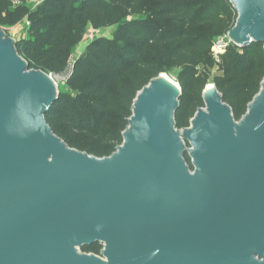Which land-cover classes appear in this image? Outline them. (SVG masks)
Instances as JSON below:
<instances>
[{
    "label": "water",
    "instance_id": "1",
    "mask_svg": "<svg viewBox=\"0 0 264 264\" xmlns=\"http://www.w3.org/2000/svg\"><path fill=\"white\" fill-rule=\"evenodd\" d=\"M234 46L264 45V0H230ZM0 29V264H264V81L237 121L215 84L178 129L181 87L137 95L106 158L46 121L69 81L30 69ZM188 155L193 170L188 165ZM101 244V256L82 248Z\"/></svg>",
    "mask_w": 264,
    "mask_h": 264
},
{
    "label": "trees",
    "instance_id": "2",
    "mask_svg": "<svg viewBox=\"0 0 264 264\" xmlns=\"http://www.w3.org/2000/svg\"><path fill=\"white\" fill-rule=\"evenodd\" d=\"M237 18L230 0H45L36 6L0 0V29L28 20L16 48L30 69L62 73L88 35L97 33L75 59L69 81L59 85L69 91H59L46 114L69 147L97 158L110 157L123 144L137 95L161 74L175 77L182 89L178 129L189 128L205 108L209 84L240 121L264 81V45H230L216 62L214 42L228 39ZM185 159L193 170L187 154ZM102 250L101 244L82 248L97 256Z\"/></svg>",
    "mask_w": 264,
    "mask_h": 264
},
{
    "label": "rangeland",
    "instance_id": "3",
    "mask_svg": "<svg viewBox=\"0 0 264 264\" xmlns=\"http://www.w3.org/2000/svg\"><path fill=\"white\" fill-rule=\"evenodd\" d=\"M2 30L6 31L7 34L10 35V36H11L12 38H14V39H16V38H18V39L22 38V39H23V37L25 36L24 32L22 33V31H21L20 29H9V30H8V29H3V28H2ZM111 33H112V30H106V31L103 32V34H104L106 37H110ZM89 35H90V34H89ZM89 35H88L86 41H85L83 44H81V45L79 46L77 52L73 54L76 58L79 57V56L82 54V52H83L84 49H85L86 44H87L88 42H90L91 37H90ZM89 37H90V38H89ZM93 38H94V36L92 37V39H93ZM216 74L219 75L218 72H216ZM166 75H168V74H166ZM168 76H169L174 82L178 83V81H177V79H176L175 77L170 76V75H168ZM178 84H179V83H178ZM179 86H180V84H179ZM180 87H181V86H180ZM59 91L68 92V91H69V88H68V87H59ZM84 141H85V143H87L88 145H95V144H96L95 140H84ZM81 251H82V250H81Z\"/></svg>",
    "mask_w": 264,
    "mask_h": 264
},
{
    "label": "built area",
    "instance_id": "4",
    "mask_svg": "<svg viewBox=\"0 0 264 264\" xmlns=\"http://www.w3.org/2000/svg\"><path fill=\"white\" fill-rule=\"evenodd\" d=\"M45 0H37L36 1V4L37 5H40L41 3H43ZM18 4V3H17ZM97 33L95 32H91L90 33V37L92 39V37L96 36ZM89 37V38H90ZM230 45H233L231 43V41L229 39H227L225 36H220L216 39V41L214 42V45H213V48H212V54H213V57L214 59L216 60V62H219L220 61V57L221 55H223L225 53V51L227 50V48L230 46Z\"/></svg>",
    "mask_w": 264,
    "mask_h": 264
},
{
    "label": "crops",
    "instance_id": "5",
    "mask_svg": "<svg viewBox=\"0 0 264 264\" xmlns=\"http://www.w3.org/2000/svg\"><path fill=\"white\" fill-rule=\"evenodd\" d=\"M36 1L37 0H27V4L36 6L37 5ZM28 26H29L28 20L25 19L23 22H21L17 26H15L13 28H9V29H20L22 31V33L24 32L25 36L23 38H25L26 37V30H27ZM20 39H22V38H20ZM16 40H19V39L16 38Z\"/></svg>",
    "mask_w": 264,
    "mask_h": 264
},
{
    "label": "bare ground",
    "instance_id": "6",
    "mask_svg": "<svg viewBox=\"0 0 264 264\" xmlns=\"http://www.w3.org/2000/svg\"><path fill=\"white\" fill-rule=\"evenodd\" d=\"M163 77H164L166 80H168L169 82H171L173 85H175L177 88L180 87L179 84L176 83V82H174V81H173L168 75L163 74ZM207 86H208V89L213 88V84H209V85H207Z\"/></svg>",
    "mask_w": 264,
    "mask_h": 264
}]
</instances>
